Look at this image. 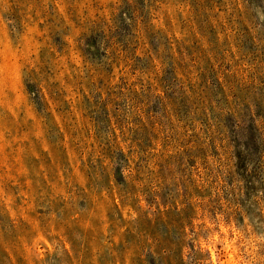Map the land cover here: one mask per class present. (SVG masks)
Returning a JSON list of instances; mask_svg holds the SVG:
<instances>
[{"label":"rangeland","instance_id":"obj_1","mask_svg":"<svg viewBox=\"0 0 264 264\" xmlns=\"http://www.w3.org/2000/svg\"><path fill=\"white\" fill-rule=\"evenodd\" d=\"M163 248L264 264V0H0V264Z\"/></svg>","mask_w":264,"mask_h":264},{"label":"trees","instance_id":"obj_2","mask_svg":"<svg viewBox=\"0 0 264 264\" xmlns=\"http://www.w3.org/2000/svg\"><path fill=\"white\" fill-rule=\"evenodd\" d=\"M169 251L170 249H167V248H163L161 250V254L163 256L162 260H163V264H169ZM182 259V257H181Z\"/></svg>","mask_w":264,"mask_h":264}]
</instances>
